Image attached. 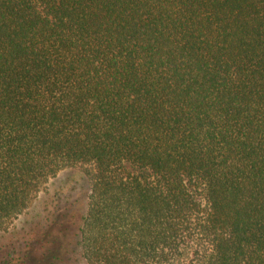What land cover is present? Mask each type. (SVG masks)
I'll return each instance as SVG.
<instances>
[{"label":"trees","instance_id":"obj_1","mask_svg":"<svg viewBox=\"0 0 264 264\" xmlns=\"http://www.w3.org/2000/svg\"><path fill=\"white\" fill-rule=\"evenodd\" d=\"M66 168L0 264H264V0H0V233Z\"/></svg>","mask_w":264,"mask_h":264},{"label":"rangeland","instance_id":"obj_2","mask_svg":"<svg viewBox=\"0 0 264 264\" xmlns=\"http://www.w3.org/2000/svg\"><path fill=\"white\" fill-rule=\"evenodd\" d=\"M86 193V181L74 168H66L50 179L45 189L12 223L8 232L0 233L1 245L11 242L7 247L0 248V262L3 257H22L25 247L30 249L35 246V234L40 225H46L53 219L66 222L72 216H79Z\"/></svg>","mask_w":264,"mask_h":264}]
</instances>
